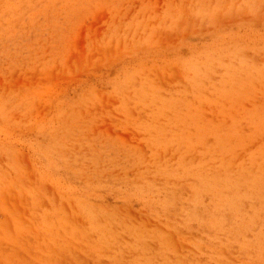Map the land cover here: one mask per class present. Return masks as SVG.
<instances>
[{"label": "rangeland", "instance_id": "1", "mask_svg": "<svg viewBox=\"0 0 264 264\" xmlns=\"http://www.w3.org/2000/svg\"><path fill=\"white\" fill-rule=\"evenodd\" d=\"M0 264H264V0H0Z\"/></svg>", "mask_w": 264, "mask_h": 264}]
</instances>
